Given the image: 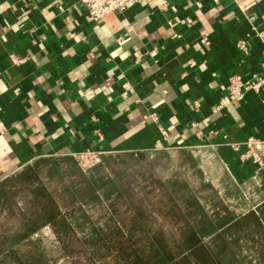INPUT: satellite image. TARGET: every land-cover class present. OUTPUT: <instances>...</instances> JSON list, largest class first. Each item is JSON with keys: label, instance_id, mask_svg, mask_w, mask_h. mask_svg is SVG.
Here are the masks:
<instances>
[{"label": "crops", "instance_id": "1", "mask_svg": "<svg viewBox=\"0 0 264 264\" xmlns=\"http://www.w3.org/2000/svg\"><path fill=\"white\" fill-rule=\"evenodd\" d=\"M154 1L168 7L143 0L94 22L77 0H0V181L89 148L186 151L201 174L191 199L207 207L210 189L229 217L257 207L256 167L228 143L264 144V86L225 97L231 76H264V0L247 13L235 0Z\"/></svg>", "mask_w": 264, "mask_h": 264}, {"label": "trees", "instance_id": "2", "mask_svg": "<svg viewBox=\"0 0 264 264\" xmlns=\"http://www.w3.org/2000/svg\"><path fill=\"white\" fill-rule=\"evenodd\" d=\"M142 154L136 164L145 160ZM132 161L131 153L110 154L98 167L83 171L71 156L48 157L4 178L0 181V259L26 264L19 248L45 227L52 229L61 255L49 258L42 253L34 264H58L60 259L71 264H102L104 260L113 264H225L222 256L227 245L218 239L226 242V232L245 227L264 234V170L259 172L257 207L243 216L229 217L212 215L195 199L183 205L176 192L182 193L188 185H177L181 176H175L176 169L170 170L172 158L148 161L147 168L134 174L129 168L114 169L117 162ZM49 162L53 167L45 174ZM55 176L66 182L71 204L108 202V222L81 237L73 214L63 212L46 183V178L51 181ZM3 220H13L15 227H6Z\"/></svg>", "mask_w": 264, "mask_h": 264}, {"label": "rangeland", "instance_id": "3", "mask_svg": "<svg viewBox=\"0 0 264 264\" xmlns=\"http://www.w3.org/2000/svg\"><path fill=\"white\" fill-rule=\"evenodd\" d=\"M131 154H133L132 163L124 165L120 162H117L114 165V169L118 171L122 168H129L131 173L134 174L140 170H144L145 168H147L148 161H154L157 159L166 161L168 157L172 158L174 160V163L171 167L172 169L170 170L176 169L174 172L175 176H181V181L177 185L181 186L184 182L190 183L189 186L182 191V193L176 192L177 197L180 201H182L183 205H186V201L193 198L194 195L199 192L200 189H202L201 185L198 184L200 183V171L198 168L193 166L194 163H196V160L194 156L189 152L168 151L163 153L161 152L159 154L144 153L142 155L145 156V160H143L141 164H136L139 161L141 155H139V153ZM109 155L110 154H107L105 156ZM262 159L264 162V146L262 147ZM51 167L53 166H51L49 162L48 165L44 167L43 173L47 174V171ZM101 173H104V169L101 170ZM168 174L169 173H167V175ZM45 180L47 185L58 198L63 212H71L73 214V222L75 223L77 232L81 237L90 235L94 231V229L104 226L110 219L111 210L108 202L99 204H71L68 195L69 190L67 189V186L65 184L66 182L64 180H59L57 176H55L51 181L47 178ZM203 189L204 190L198 193V195L199 197H203L205 195L203 198L205 199L206 197V200L208 199V206H204L205 209L207 208L206 210L210 211L212 215L219 214L217 209H219L221 205L218 204V198L216 199V196L213 195L210 189ZM206 200H204L203 202L206 203ZM4 222L6 227H15V223L13 220H6ZM245 229V227L233 228L230 231L226 232L224 234L226 242H224L225 240L222 237L218 239L219 242L226 243L227 245L225 250L223 251L222 256L225 264H264V234L260 235L253 229ZM42 253L48 255L49 258H56L61 255L60 245L50 227L41 229L38 234L33 237V240L27 242L19 248V256L26 264H34L35 262H37ZM9 262L10 261L7 259H0V264H10ZM113 263V260L102 261V264ZM58 264L71 263L67 260L60 259Z\"/></svg>", "mask_w": 264, "mask_h": 264}, {"label": "built area", "instance_id": "4", "mask_svg": "<svg viewBox=\"0 0 264 264\" xmlns=\"http://www.w3.org/2000/svg\"><path fill=\"white\" fill-rule=\"evenodd\" d=\"M80 5H82L89 16V18L94 22H100L105 19L109 14L114 12L124 11L130 4L140 3L143 0H77ZM152 8L156 9H166L167 4L159 5L154 0H145ZM239 9L243 13H247L259 0H235ZM171 24V22H170ZM131 37L125 34L117 39L119 45L126 44ZM240 49L246 50V42L240 41L238 43ZM10 61L13 66H21L27 63L28 59L16 53L10 54ZM264 86V76L255 77L251 80H243L240 75H233L229 78L227 85V96L225 101L227 103L241 99L245 96L248 91L259 92ZM96 135L101 141L103 139L102 132L98 129L96 130ZM228 145L234 150L239 152V157L241 160H251V162L256 167V173L259 174L260 171L264 170V162L262 159V147L264 144L262 141L256 137H249L240 143H228ZM107 155L104 151L100 149H85L82 151L75 152L70 156L75 159L78 166L83 171H90L97 167L101 162L103 157Z\"/></svg>", "mask_w": 264, "mask_h": 264}]
</instances>
